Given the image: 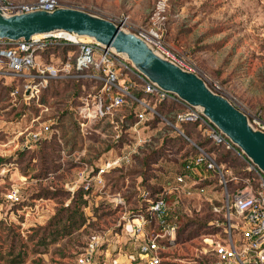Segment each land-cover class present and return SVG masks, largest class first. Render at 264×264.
<instances>
[{
	"label": "rangeland",
	"instance_id": "374dc122",
	"mask_svg": "<svg viewBox=\"0 0 264 264\" xmlns=\"http://www.w3.org/2000/svg\"><path fill=\"white\" fill-rule=\"evenodd\" d=\"M4 1L19 5L35 0ZM59 1L65 6L113 21L124 19L128 27L122 25V28L133 33L141 28L157 31L169 59L199 75L211 90L243 112L253 128L264 132V0H165L163 18L154 16L159 0ZM3 41L0 39V46ZM65 48L58 51L61 60L66 58L67 49L72 47ZM47 57L44 53L43 58L47 60ZM72 82L73 86L81 88V82ZM19 83V80L0 74V158L20 159L17 165L0 170V222L13 230L18 235L17 241L26 246L28 257L24 264H75L76 256L95 236L101 238V245L94 264H113L117 254L127 258L130 255L126 252L128 247L136 246L132 249L135 251L142 238H132L127 228L122 227L129 208L127 205L126 208L116 207V196L103 200L106 203L96 213L93 209L98 204L90 202L87 213L91 226L76 235L45 247L38 246L36 239L30 240L35 230L45 226L59 206L55 200L38 199L36 196H50L52 190L73 192L74 188L70 185L72 173H65L66 176L59 173L50 180L45 179V175L36 178L34 176L40 170L34 166L32 155L27 153L19 158L18 152L26 140L24 130L31 125L29 116L39 114L41 121L50 116L49 112L42 113V108L32 102L25 104L21 98L11 97L10 91ZM20 113L26 114L21 122ZM45 142L30 151H37ZM233 157L235 159L230 158L225 165L214 159L225 186L220 183L217 173H209L205 181L187 182L173 192L177 205L193 223L163 242L161 264L216 262L214 242L225 241L223 230L230 225L234 228L238 222L232 212L227 216L226 199L229 198L231 203L237 190L246 185L255 188L259 180L253 171L246 170V162ZM35 159L39 161L37 155ZM31 167L35 169L31 170ZM204 182L206 186L201 191L199 186ZM11 190L20 193L23 203L19 209L5 200L4 195ZM56 200L63 202L64 198ZM154 228L156 224L150 227L151 231L144 229L143 234L151 235Z\"/></svg>",
	"mask_w": 264,
	"mask_h": 264
},
{
	"label": "built area",
	"instance_id": "2783aa9c",
	"mask_svg": "<svg viewBox=\"0 0 264 264\" xmlns=\"http://www.w3.org/2000/svg\"><path fill=\"white\" fill-rule=\"evenodd\" d=\"M65 6L59 0H35L26 4H14L0 0V9L7 14L27 12L32 10L52 11ZM166 10L165 0H159L154 11V16L163 18ZM121 27L126 21H114ZM68 34V33H66ZM138 36L143 38L155 52L168 58L167 51L162 49L160 36L152 28L145 30L136 29ZM52 33L48 35L32 36L29 40L14 42L3 41L0 46V74H6L20 83L10 91L13 98L21 95L25 104L34 103L42 108V113L47 109L40 104L42 91L53 80H71L81 82L82 92L78 114L82 119L99 120L106 117L110 119L123 108H133L137 123L147 122V115L159 118L166 126L173 128L183 139L190 142L182 131L184 125H195L204 133L215 146L227 151L235 152L248 164L247 170L253 171L258 177V185L253 188L239 189L232 196L231 203L226 199L225 209L227 216L231 212L237 217V225L228 226L224 229L225 241L214 242V264H264V178L262 173L233 145L219 130H217L202 114L198 108L190 107L176 96L162 90L155 83L147 80L131 64L123 53H116L112 48L106 47L94 39L80 40L73 34ZM67 49V56L61 60L57 55L59 50ZM72 50V51H70ZM47 54V60L43 54ZM171 60V59H169ZM177 65L178 62L171 60ZM182 67L181 65H179ZM183 68V67H182ZM184 69V68H183ZM133 77H136L134 80ZM140 87L145 96L134 95L132 88L134 82ZM161 102H173L181 106L179 112H175L174 121L162 118L156 109V104ZM31 115V114H30ZM23 118H26L24 114ZM31 125L25 128L26 140L23 149L34 150L45 139L53 134L51 120L41 121L42 116H29ZM124 117L119 121H113L108 134L109 141L118 143L124 135ZM139 145L149 144L150 140H137ZM196 156L193 162L186 165L189 172H197V167H204L205 173L214 172L220 176L221 184L225 186V180L220 168L214 161V156L206 149L194 145ZM116 166L115 162H105L96 170H81L76 175V184L84 190L93 187L96 190L104 188L103 176ZM4 172V170H3ZM199 175L198 181H205L206 177ZM189 181L188 176L176 174L174 182L163 187L160 194H152L149 190L143 192L142 198L147 202L145 213L148 218L139 215L124 219L122 227L130 231L132 238L141 237L137 245V252L131 264H161L163 242L176 236L177 227L169 226L162 219V212L167 204L164 196L174 195L177 188H181ZM204 188V187H203ZM201 188V191H203ZM9 203L20 202V193L11 190L4 195ZM115 206L126 208V203L121 196L115 197ZM156 224L151 235L143 234L144 229L151 231L150 227ZM101 245L99 236L92 237L84 246L82 252L76 256L75 264H94V258Z\"/></svg>",
	"mask_w": 264,
	"mask_h": 264
},
{
	"label": "crops",
	"instance_id": "0c3cea01",
	"mask_svg": "<svg viewBox=\"0 0 264 264\" xmlns=\"http://www.w3.org/2000/svg\"><path fill=\"white\" fill-rule=\"evenodd\" d=\"M135 78L136 77H133L132 79L134 80ZM64 81L70 82L67 79L53 80L49 82L47 87H61ZM133 82L134 87L132 88V92L138 93L139 97L143 96L148 99V97L144 95L142 89L136 85L137 81ZM71 84H73L72 81L70 82V85ZM69 89L72 90V86H70ZM83 91L82 88H78V95L73 99V102L71 100H65V98H58V100L50 97L48 98V103L45 104L44 107L47 109L45 112H49L50 115L46 116L47 120L50 118L51 126L57 131V133L52 136L53 138H51V140L49 139L48 142L52 141L55 143L54 150L58 155L55 163L60 166L59 171L55 173V175L53 173L47 180L54 178L59 173H63L65 176V173H72L71 179H73V181L70 185L74 188L75 186H78V184H76V175L79 171L96 170V168L102 166L105 162L116 163V166L108 170L103 176L104 185L107 184V186H105L104 189L96 190L87 196L88 207L85 210L87 216L89 215L87 212L90 202H95V205L104 204L106 201L103 200L112 198L113 196H121L124 200L123 196L126 194V188L140 183L142 181V176L136 174L125 176L122 181H119L121 192L116 193L112 191L111 184L113 183V180L120 175L118 170H122L126 173L135 167L140 168L138 160H142L147 156L151 155V158L148 159L150 170L145 183L149 186L158 182H156L155 178H160L158 174L168 171L166 165L164 163L162 164L163 158L168 159L173 164H177L181 157L194 145L199 146L198 144H200L204 149L213 154L214 159H220L223 154L230 152L232 156H236L237 159L245 162V160L235 152L227 151L224 148L215 146L208 138H206L204 133L194 125H184L181 128L189 138L190 142H188L179 136L173 128L166 126L157 117L147 115V122L137 123L134 115L129 116L127 114L126 107L121 109L112 119H110V117L99 120L82 119L78 114V107L80 105L79 99L83 96ZM159 106L160 104H156V109L162 118H166L169 112L175 113L182 109L179 104L173 102H164L162 106ZM65 108L68 109L69 115L72 114V118L67 115L61 120V122H59L57 113L59 110ZM122 116L125 117L124 135L120 142L110 145L112 142H109L108 134L110 133L111 123L113 121H119ZM23 119L24 118H20V122ZM151 138L154 142L153 148H148V144L139 145L137 143V140H151ZM106 144L109 145L106 146ZM48 151H50V147L47 145L46 152ZM174 176L175 174H173L170 179L171 183L174 182ZM63 182H65V184L67 183L66 181ZM162 182H165V179L162 180ZM96 200H99V202H96ZM129 206L131 207V205ZM129 206L128 208H130ZM127 231L130 234V231ZM135 247H128L126 252L130 255H128L127 258H123L120 254H117V259L113 264H131L137 252V248L135 251L132 250L135 249Z\"/></svg>",
	"mask_w": 264,
	"mask_h": 264
},
{
	"label": "water",
	"instance_id": "95a60500",
	"mask_svg": "<svg viewBox=\"0 0 264 264\" xmlns=\"http://www.w3.org/2000/svg\"><path fill=\"white\" fill-rule=\"evenodd\" d=\"M52 33L86 36L125 54L147 80L188 106L200 109L264 176V132L253 128L243 112L211 90L199 75L161 56L137 34L109 18L68 6L12 14L0 9L1 40H29Z\"/></svg>",
	"mask_w": 264,
	"mask_h": 264
},
{
	"label": "trees",
	"instance_id": "16d2710c",
	"mask_svg": "<svg viewBox=\"0 0 264 264\" xmlns=\"http://www.w3.org/2000/svg\"><path fill=\"white\" fill-rule=\"evenodd\" d=\"M71 82V80H68ZM70 82L64 81V83L61 85V87H55V86H49L44 89L43 96L41 95L40 98V104L42 106H45V104L48 103V98H56V99H62L65 98V100H71L73 102V99H75L78 95V88L77 86L70 85ZM66 86V87H65ZM70 86H72V90H70ZM69 87V88H68ZM140 93V92H139ZM134 95L138 96V93L134 92ZM17 98H21V95H19ZM58 99V100H59ZM20 101V100H19ZM62 103V102H61ZM164 102L160 103V106H162ZM159 106V107H160ZM127 114L129 116L134 115V109L133 108H127ZM173 112H169L166 119L173 122L174 119ZM37 115V114H34ZM69 116L72 118V114L69 115V111L67 108L59 110L57 113L58 121L61 122L63 118L66 116ZM24 114L19 115V118H22ZM50 119V118H49ZM125 119V117H124ZM44 120H47V117L45 116ZM123 129L125 130V125L122 124ZM195 126V125H194ZM53 129V127H52ZM57 131L53 129V134L45 139V144L42 145L37 151H30L26 149H22L18 152V156L23 157L24 155L31 154L34 166L40 170V173L38 175H35L34 177H38L41 175H45V179H48L51 177V175L54 173H57L59 171L60 166H58L55 161L58 157V155L55 152V144L52 145L51 142H48V140L53 138L52 136L56 134ZM62 139V138H61ZM48 142V143H47ZM110 142V141H109ZM111 143V142H110ZM112 142L110 145H113ZM47 145L50 147V151L46 152ZM109 144H106L108 146ZM200 147H202L200 144H198ZM148 148L154 147L153 139L151 138L150 143L147 145ZM203 148V147H202ZM39 157V161H36L35 156ZM196 156V149L191 148L186 154H184L180 161L177 164H173L171 161H169L166 158L162 159V164L164 163L166 167L168 168V171L165 173L158 174L160 178H156V182L154 185H146V178L148 175V172L150 170L149 167V160L151 158L150 156H147L143 158L142 160H138L140 168H133L132 170L127 171L126 173L122 170H118L120 175L116 177L113 180V183L111 184L112 191L119 193L121 192V185L119 181L124 179L127 175H141L142 181L138 183L137 185H131L130 187L126 188V194L123 196L124 201L126 205H131L128 211V216L130 218H135L139 215H143L144 217L148 218V214L145 213L147 202L144 201L142 198L143 192L149 190L152 194H160L162 193L163 187H167L168 185L172 184L170 182L171 177L173 174H181L183 176H188L189 181H196L199 179V175L206 176L209 173L214 172H208L205 173L204 167L199 166L197 167V172H189L185 169L186 165H188L190 162H193ZM231 159H235L230 152H226L223 154V156L218 159L217 163L219 164H226ZM20 160V159H19ZM19 160L17 161L12 159L10 160V157L8 158H0V170L3 168H7L12 165H17L19 163ZM238 160V159H237ZM12 161V162H10ZM31 170H34V167L30 168ZM157 175V176H158ZM211 175V174H210ZM175 177V176H174ZM169 178V179H167ZM165 179V182H162V180ZM65 184V182H64ZM161 184V185H158ZM106 185H104L105 188ZM206 183L201 184L199 187H205ZM103 188V189H104ZM95 189L91 187L88 190H84L82 186H75L73 192H70L69 190H52L50 191V196H36L39 198H45L48 200H55L57 201L58 208L55 209V213L52 217L49 218L47 224L45 226H42L40 228H37L35 230V234L30 238V240L33 239V241L37 240V245L45 247L47 244H53L58 240H64L66 238H70L73 235H76L77 233L81 232L83 229L87 228L88 226H91L90 218L86 215L85 210L88 207V199L87 196H89L92 192H94ZM46 196V197H45ZM63 202H60L56 199H63ZM165 202L167 204L166 209L162 212V219L165 221V223L169 226H175L177 227L178 233L185 228L187 225L193 223L192 219L188 218L181 210V208L177 205V200L175 195H166L164 196ZM23 202L14 203L17 205V209L21 207ZM131 203V204H130ZM103 204H99L96 206L97 208L93 209V212L96 213L100 207H102ZM116 211V210H115ZM208 223H213V221H209ZM207 225V223H206ZM12 234V235H11ZM18 235L13 233V230L8 229L6 226L3 225L2 222H0V264H24L26 258L28 257V251L26 246L18 242ZM20 243V244H19Z\"/></svg>",
	"mask_w": 264,
	"mask_h": 264
},
{
	"label": "bare ground",
	"instance_id": "6f19581e",
	"mask_svg": "<svg viewBox=\"0 0 264 264\" xmlns=\"http://www.w3.org/2000/svg\"><path fill=\"white\" fill-rule=\"evenodd\" d=\"M59 34H63V35H65L66 37H69V35L68 34H66V33H59ZM36 36H38V35H36ZM76 38H78V39H80V40H90L91 38H89V37H86V36H76V35H74Z\"/></svg>",
	"mask_w": 264,
	"mask_h": 264
}]
</instances>
